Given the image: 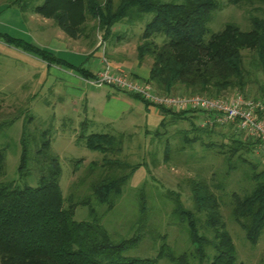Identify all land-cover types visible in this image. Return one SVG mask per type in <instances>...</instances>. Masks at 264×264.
Returning <instances> with one entry per match:
<instances>
[{
	"label": "trees",
	"instance_id": "1",
	"mask_svg": "<svg viewBox=\"0 0 264 264\" xmlns=\"http://www.w3.org/2000/svg\"><path fill=\"white\" fill-rule=\"evenodd\" d=\"M227 2L264 5V0ZM4 3L16 6L22 13L50 17L71 38L89 36L84 28L87 16L97 21L95 29L102 32L103 38L110 37L118 23L131 26L145 22L137 44V58L140 62L146 57L151 59L148 81L159 93L213 97L235 92L264 103L263 17L251 15L248 31L228 23L206 39L212 14L220 7L217 0H43L37 5L33 0H5ZM0 39L35 53L48 63L65 64L52 53L22 39L2 32ZM88 76L92 78L95 74ZM186 112L191 111H165L170 115L169 122L195 118L186 116ZM29 122L20 140L18 178L0 181V264H157L154 258L123 255L144 235L148 220L145 201L136 232L130 237L113 239L101 223L102 216L90 204L89 196L76 203L88 206V218L76 221L74 203L70 201L64 207L59 187L61 166L50 150L51 126L31 130ZM86 124L84 121L81 126ZM195 129L208 131L204 127ZM124 138V133L115 136L92 132L77 139L90 150L103 154L101 162H90L89 174L96 177L87 186L96 202L108 209L114 206L135 168L109 155L122 150ZM232 140L231 153L244 146L235 137ZM4 159L0 148V177L5 173ZM251 168L252 175L247 177L253 188L244 195L232 194L231 214L245 231L247 240L256 244L264 228V169L256 170L254 164ZM28 178L36 183L30 184ZM189 185L193 209L186 208L177 196L172 214L184 225L191 248L176 254L163 244L157 258L165 257L172 264H243L237 261L218 196L202 178L189 180Z\"/></svg>",
	"mask_w": 264,
	"mask_h": 264
},
{
	"label": "rangeland",
	"instance_id": "2",
	"mask_svg": "<svg viewBox=\"0 0 264 264\" xmlns=\"http://www.w3.org/2000/svg\"><path fill=\"white\" fill-rule=\"evenodd\" d=\"M2 1L5 2L0 0ZM217 1L220 7L212 14L208 24L210 32L205 36L206 39L211 33L222 31L228 23L238 26L242 31H248L251 29V15L264 18L262 4L246 6L230 4L227 0ZM42 2L43 0H33L36 5ZM27 13L30 12H26V15ZM26 15L24 17L17 7L1 9L0 29L21 39L49 44L54 36L52 31L39 29V21L28 20ZM34 17L41 16L34 14ZM48 23L53 24V21L48 20ZM144 23L137 22L131 26L118 23L113 27L112 35L104 41L102 32L95 29L97 21L87 16L84 28L89 36L80 37V43H86L90 48L95 41H104L107 45L123 46L127 53H133L140 41ZM117 36L122 38L116 41ZM156 40L160 42L161 38L157 37ZM13 50V55L0 53V148L5 157V173L0 181L18 178L20 140L26 122L30 121L28 127L31 130L51 126L50 150L61 166L59 187L64 207L70 201L74 203L73 218L76 221L88 218V206L76 203L89 196L90 204L102 216L101 223L112 238L130 237L136 232L142 202L145 201L148 220L144 235L134 247L123 253L124 256L149 257L156 259L157 264H172L165 257L157 258L163 244L176 254L191 248L184 225L172 214L173 200L178 196L184 206L192 210L189 180L202 178L219 198L220 212L234 243L237 261L243 264L264 263V228L256 244H252L231 214L232 194L244 195L253 188V182L247 177L252 175L251 164L257 165L256 170L264 169L263 145L246 136L234 125L211 128L200 125L198 117L172 120L156 133L147 132L142 118L135 113L129 119L126 117L106 123L91 108L86 111L84 97H79L86 87L81 85V89L84 88L79 89L73 75L52 66L51 77L40 85L36 75L32 74L37 71L42 75L43 68L23 58V52ZM102 50L103 47L98 51ZM68 54L75 56L76 52H67L62 55L63 58L76 64L81 61ZM103 57L108 60L107 54L103 53ZM145 59L151 64L149 57ZM104 88L111 89L106 85ZM233 94L235 92L225 95ZM84 121L87 124L83 127L81 123ZM196 127H204L208 131H199ZM92 132L115 136L120 132L124 133L122 150L109 155L135 165L121 188V195L109 209L96 202L87 186L96 177V174H89L88 166L91 161L101 162L103 154L90 150L77 139L78 136ZM234 137L243 142L244 146L231 153ZM28 182L32 185L36 183L33 178H28Z\"/></svg>",
	"mask_w": 264,
	"mask_h": 264
},
{
	"label": "crops",
	"instance_id": "3",
	"mask_svg": "<svg viewBox=\"0 0 264 264\" xmlns=\"http://www.w3.org/2000/svg\"><path fill=\"white\" fill-rule=\"evenodd\" d=\"M11 7L16 6H6L4 1L0 2V10H5ZM23 14L25 17L26 13ZM34 14L38 13H27L26 16L28 17V20H32L33 22L37 23L39 21V29L44 31L50 30L54 36L47 45L39 44L32 40L28 41L24 38L22 40L52 53L65 64L48 63L37 54L16 48L5 43L1 39L0 53L5 52L7 54H12V52H14L13 49L19 50L25 54L22 55L24 56L23 58H25L27 61H31L36 66L43 68L44 71L42 75L37 71H33L32 74L34 76L36 75L37 81H39L40 85L44 84L48 78L51 77L50 68H52V66H56L53 68L59 67V70H64L67 73L69 72L70 75H73V77L76 78L75 80L80 86L79 89H81V85L86 87H82V89H84L79 95V97H84L86 111L91 108V111L93 113H98V115H100L106 123L116 121L117 119L122 120L126 117L129 119L131 118V115L135 113L142 118L143 126L147 132H156L169 122L171 118L169 114L165 113V111H167L166 108L149 105L135 95L124 93L119 91L117 88L113 87V89L111 86L107 85L106 87H110L111 89H105V85L95 84L90 81L91 76L88 75L96 74L102 69L103 53L107 54L108 60L114 69H122L132 76L148 80L150 64L146 59L141 62L138 60L137 46L134 48L133 53H127L123 46H119L118 44L107 45L104 41H106L108 38H103L102 36V39H105L103 42L95 41L93 45H90V48H88L86 43L85 45L84 43H80V38H71L67 36L52 19H48L40 14L39 16L41 17H34ZM48 20H52L53 24H49ZM0 32L6 33L14 38L21 39L19 36L11 35V33L7 30L0 29ZM116 41L119 40L116 39ZM101 47H103V50L102 52H99L98 50ZM67 52H76L75 56L74 54L68 55L71 56V58H77L81 61L78 60L80 62L76 64L67 60L66 58H63L62 55ZM84 73H86V75ZM184 111H191L186 112L185 115H191L192 117L195 116V119L198 117V121H201L200 125H202L203 120L205 119V115L203 113L194 110Z\"/></svg>",
	"mask_w": 264,
	"mask_h": 264
},
{
	"label": "built area",
	"instance_id": "4",
	"mask_svg": "<svg viewBox=\"0 0 264 264\" xmlns=\"http://www.w3.org/2000/svg\"><path fill=\"white\" fill-rule=\"evenodd\" d=\"M102 69L91 82L117 88L124 93L136 95L149 105L171 111L194 110L205 115L203 126L234 125L246 136L264 146V103L243 97L239 93L209 97L202 94H161L148 80L114 69L103 57Z\"/></svg>",
	"mask_w": 264,
	"mask_h": 264
}]
</instances>
